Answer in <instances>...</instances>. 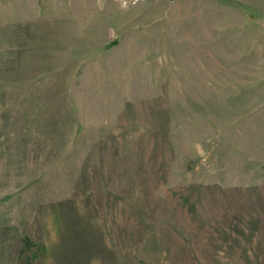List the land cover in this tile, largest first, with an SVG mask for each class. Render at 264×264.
<instances>
[{"label": "rangeland", "instance_id": "1", "mask_svg": "<svg viewBox=\"0 0 264 264\" xmlns=\"http://www.w3.org/2000/svg\"><path fill=\"white\" fill-rule=\"evenodd\" d=\"M0 264H264V0H0Z\"/></svg>", "mask_w": 264, "mask_h": 264}, {"label": "trees", "instance_id": "2", "mask_svg": "<svg viewBox=\"0 0 264 264\" xmlns=\"http://www.w3.org/2000/svg\"><path fill=\"white\" fill-rule=\"evenodd\" d=\"M25 243H27V245H28L29 242H25Z\"/></svg>", "mask_w": 264, "mask_h": 264}]
</instances>
